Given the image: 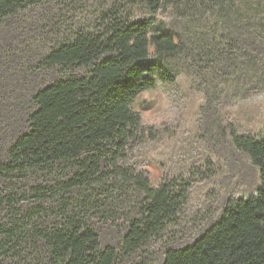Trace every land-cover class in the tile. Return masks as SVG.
Returning a JSON list of instances; mask_svg holds the SVG:
<instances>
[{
  "label": "trees",
  "instance_id": "1",
  "mask_svg": "<svg viewBox=\"0 0 264 264\" xmlns=\"http://www.w3.org/2000/svg\"><path fill=\"white\" fill-rule=\"evenodd\" d=\"M78 1L0 0V21ZM182 3L193 12L179 46L156 15ZM141 6L147 17L137 19ZM95 13L90 28L70 32L38 55L37 71L57 69L63 75L32 94L26 130L4 146L0 179L21 183L69 168L72 176L20 194L0 190V213L7 211L0 218V264H123L139 259L178 226L189 183L169 178L151 187L147 171L122 164L142 133L133 100L157 80L175 82L162 57L182 56L196 69L205 62L230 64L233 92L264 90V0H115ZM60 28L50 22L45 30L53 39ZM218 39L224 46L214 45ZM25 56L24 41L6 44L0 37V137L13 128L20 109L4 82L16 68L13 60ZM227 135L258 172L255 194L229 200L192 244L165 250L161 264H264V138L242 135L231 125ZM128 192L136 214L118 250L101 248L88 219L114 203L115 194ZM30 198L37 205L22 215L17 205ZM45 198L59 206L48 209L49 223Z\"/></svg>",
  "mask_w": 264,
  "mask_h": 264
},
{
  "label": "rangeland",
  "instance_id": "2",
  "mask_svg": "<svg viewBox=\"0 0 264 264\" xmlns=\"http://www.w3.org/2000/svg\"><path fill=\"white\" fill-rule=\"evenodd\" d=\"M113 1L81 0L59 10L37 9L0 21L2 41L6 44L24 41L27 49L24 60H13L16 68L4 82L5 91L18 100L20 109L13 116V128L0 137V157L6 143L26 130L32 94L63 75L57 69L37 71L34 66L38 55L70 32L90 28L97 9ZM146 12L141 6L135 10V17H147ZM192 12L186 3H182L159 10L156 20L165 24L181 46L185 39L183 27ZM50 22L61 27L53 39L45 30ZM225 43L218 39L214 45L224 46ZM227 46L229 48V44ZM150 54L153 55L152 49ZM161 62L175 77V82L157 80L151 88L154 97L144 99L139 94L133 100L131 109L140 117L142 133L128 146L122 164L147 171L151 187H157L165 179L177 178L188 182L190 189L177 217L178 226L139 259L123 264H161L165 250L189 246L219 219L229 200L253 196L258 188L257 170L233 148L227 128L231 125L242 135L264 138V90L246 88L233 92L230 64L218 68L214 61L212 64L205 62L196 69L182 56H165ZM161 89L175 97L178 112L172 119L158 115L164 101L163 95L160 96ZM61 171L52 177L31 175L21 183L0 179V190L20 194L36 186L66 181L72 176L70 168L64 173ZM113 199L114 203L103 207L88 220L99 237L101 248L118 250L127 221L136 214V202L129 192L115 194ZM42 202L47 210L44 219L49 223L53 216L50 210L59 206L51 198ZM36 205L30 198L17 207L24 215ZM6 212L5 209L0 213L1 219L6 217Z\"/></svg>",
  "mask_w": 264,
  "mask_h": 264
},
{
  "label": "clouds",
  "instance_id": "3",
  "mask_svg": "<svg viewBox=\"0 0 264 264\" xmlns=\"http://www.w3.org/2000/svg\"><path fill=\"white\" fill-rule=\"evenodd\" d=\"M144 99L154 97L155 93L152 89H146L140 94ZM163 95L164 101L159 110L158 115L162 118L172 119L178 112L175 97L167 92L165 89L160 90V96Z\"/></svg>",
  "mask_w": 264,
  "mask_h": 264
}]
</instances>
